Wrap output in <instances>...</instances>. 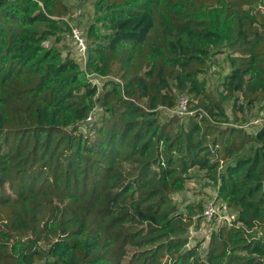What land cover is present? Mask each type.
I'll return each mask as SVG.
<instances>
[{"label": "trees", "instance_id": "1", "mask_svg": "<svg viewBox=\"0 0 264 264\" xmlns=\"http://www.w3.org/2000/svg\"><path fill=\"white\" fill-rule=\"evenodd\" d=\"M93 6L84 69L63 0H0V264H264V126L224 108L264 116V0ZM223 48L216 98L202 75ZM179 93L193 112L162 118ZM192 168L236 214L203 251L185 235L202 203L172 198Z\"/></svg>", "mask_w": 264, "mask_h": 264}, {"label": "rangeland", "instance_id": "2", "mask_svg": "<svg viewBox=\"0 0 264 264\" xmlns=\"http://www.w3.org/2000/svg\"><path fill=\"white\" fill-rule=\"evenodd\" d=\"M70 8L68 15V22L72 25L78 26L84 32L86 26L91 22L94 12L95 0H63ZM209 1V0H207ZM49 44L54 43V39L51 38L48 41ZM62 48V53L69 54L76 61L80 62L81 57L77 51L75 41L71 36L66 34L61 42H59ZM227 49L223 48L222 52H216L210 59L206 68L205 74L202 77L205 78L206 84L213 97L218 98L219 94V79L223 77L229 71V63L226 58ZM137 68L142 67V63H137ZM107 79V78H106ZM225 111L229 119H233L234 116L245 117L246 121L243 126L247 131H256L258 126L254 125L252 121L262 116L259 105H255L247 109L244 113L236 110L233 112L231 104L226 103L224 105ZM95 117L98 118L101 115V109L98 106L94 107ZM173 113L169 110H163L161 117L171 116ZM231 124V123H230ZM84 128V125L82 126ZM190 177L186 180V188L181 191H175L172 194L173 201L179 208H182L186 202L197 203L201 202L202 205L206 201L212 199L216 195V187L205 175L203 170L192 168L189 172ZM235 212L228 208L225 204L216 200V212L214 216L207 220L201 216L198 222L192 225L186 232V236L189 240V246L200 242V251L207 245L208 237L212 230L217 229L224 223H229L235 218ZM196 221V219L194 220Z\"/></svg>", "mask_w": 264, "mask_h": 264}, {"label": "built area", "instance_id": "3", "mask_svg": "<svg viewBox=\"0 0 264 264\" xmlns=\"http://www.w3.org/2000/svg\"><path fill=\"white\" fill-rule=\"evenodd\" d=\"M70 33L69 35L71 38L75 41L77 51L81 57L82 66L85 69V58H86V40L84 36V32L82 29H80L78 26L70 24ZM86 77L88 80L92 83V85H95L98 89L102 87L103 81L106 80L107 76H101L94 72H87L86 71ZM188 101L189 98L185 93H179L177 96V103L174 108L168 109L173 114H176L178 116H184L186 114L192 113L193 111L188 110ZM95 117L94 109L88 114V116L85 119V123L92 122ZM252 123L258 127L264 126V116H260L255 118ZM216 195L212 199H209L205 202L203 205L202 210V217L210 220L215 212H216Z\"/></svg>", "mask_w": 264, "mask_h": 264}]
</instances>
